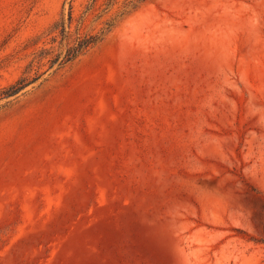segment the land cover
Here are the masks:
<instances>
[{
  "label": "rangeland",
  "instance_id": "374dc122",
  "mask_svg": "<svg viewBox=\"0 0 264 264\" xmlns=\"http://www.w3.org/2000/svg\"><path fill=\"white\" fill-rule=\"evenodd\" d=\"M0 264H264V0H0Z\"/></svg>",
  "mask_w": 264,
  "mask_h": 264
},
{
  "label": "trees",
  "instance_id": "16d2710c",
  "mask_svg": "<svg viewBox=\"0 0 264 264\" xmlns=\"http://www.w3.org/2000/svg\"><path fill=\"white\" fill-rule=\"evenodd\" d=\"M62 31H64V27ZM97 41H98V37L95 34L86 35L85 37H81L77 40V42L74 45H70L67 48L66 53L62 59H60V55H58L51 60V63L54 64L56 62H59V64L62 65L69 61H72L79 54L83 53L90 46L95 44ZM38 78L39 76H35L31 79L25 76L18 78L15 82L3 88L2 90L3 97H9V96H13V95L20 93L29 84H31L32 82H35Z\"/></svg>",
  "mask_w": 264,
  "mask_h": 264
}]
</instances>
